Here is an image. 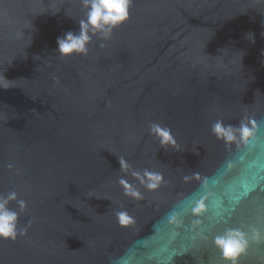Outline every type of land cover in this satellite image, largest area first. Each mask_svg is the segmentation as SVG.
Here are the masks:
<instances>
[{"label": "water", "instance_id": "water-1", "mask_svg": "<svg viewBox=\"0 0 264 264\" xmlns=\"http://www.w3.org/2000/svg\"><path fill=\"white\" fill-rule=\"evenodd\" d=\"M86 13L0 0V197L26 230L0 264H230L215 240L237 230L238 264H264V0H133L62 57Z\"/></svg>", "mask_w": 264, "mask_h": 264}, {"label": "clouds", "instance_id": "clouds-1", "mask_svg": "<svg viewBox=\"0 0 264 264\" xmlns=\"http://www.w3.org/2000/svg\"><path fill=\"white\" fill-rule=\"evenodd\" d=\"M87 8L86 19L80 21L79 34L71 31L65 33L62 38L57 39L58 51L62 57H71L75 54H87L88 45L92 35L97 32L109 35L115 28L121 26L130 18V9L133 0H82ZM10 85L0 80V87L7 88ZM152 131L162 138L163 143L174 142L170 131L162 129L159 125H151ZM213 132L220 138L227 141L235 139L232 128L225 127L222 122L213 125ZM240 138L249 140L254 137L255 130L247 125L239 129ZM123 167H127L126 162L121 161ZM153 182L149 186L157 187L161 177L159 175L147 174ZM16 193H10L8 197H0V238L15 240L18 235H23L26 230H18L19 215L8 207L10 200L16 199ZM21 209L26 207L24 201L20 202ZM199 211V209H196ZM121 225L127 226L131 223V218L126 212L117 213ZM220 248L225 260L230 264H238V259L243 255L248 247V241L244 233L240 231H229L222 237L215 240Z\"/></svg>", "mask_w": 264, "mask_h": 264}]
</instances>
